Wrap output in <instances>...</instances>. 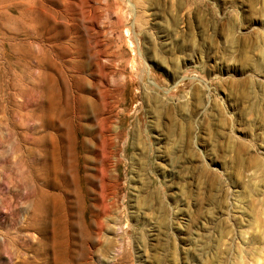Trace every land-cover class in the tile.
Here are the masks:
<instances>
[{
	"label": "rangeland",
	"instance_id": "374dc122",
	"mask_svg": "<svg viewBox=\"0 0 264 264\" xmlns=\"http://www.w3.org/2000/svg\"><path fill=\"white\" fill-rule=\"evenodd\" d=\"M24 1L0 0V264L50 256L29 226L43 132L72 145L69 264H264V0H33L45 35Z\"/></svg>",
	"mask_w": 264,
	"mask_h": 264
},
{
	"label": "bare ground",
	"instance_id": "6f19581e",
	"mask_svg": "<svg viewBox=\"0 0 264 264\" xmlns=\"http://www.w3.org/2000/svg\"><path fill=\"white\" fill-rule=\"evenodd\" d=\"M25 3L22 5V30L26 31V33H29L30 35H34L35 33L38 35H45L44 33H48L50 32V28L47 27V17L44 15V17L40 16L37 12L38 9L35 8L37 10H34V5H33V0H25ZM84 2H87V0H80V4L83 5ZM97 2V7L96 9L99 11H103V8L107 7L108 5V0H96ZM88 4V3H87ZM86 4V5H87ZM130 7L131 3L129 2ZM142 4V3H141ZM85 6V4H84ZM83 6V7H84ZM103 7V8H102ZM81 8V7H80ZM79 8V9H80ZM87 8V7H86ZM78 9V7H77ZM84 9V8H83ZM81 13H79L81 16V19L79 20H86L88 19V28H92V25L94 26L95 23H92V19L91 15L89 14V11H82ZM86 10V9H85ZM144 10H148V8H144ZM144 10L142 9V13H144ZM42 11V10H41ZM48 12V11H47ZM134 12V11H133ZM46 13L45 11L43 12V14ZM49 13V12H48ZM50 14V13H49ZM100 14V13H99ZM141 14V13H140ZM139 14V15H140ZM90 15V16H89ZM104 16V14H102ZM135 15V19L137 20V23L142 24L143 20H145V15L146 14H141L140 16H136ZM49 16V15H48ZM103 19V17H102ZM81 21V22H82ZM93 21H95L93 19ZM104 20H102L103 22ZM135 21V20H134ZM50 22V21H49ZM86 22V24H87ZM84 23V21L82 22ZM105 23V21L103 22ZM51 24V23H50ZM81 24V23H80ZM107 24V23H105ZM97 25V24H96ZM49 26V25H48ZM76 27V26H75ZM53 28V27H52ZM60 28V27H59ZM102 28V27H101ZM54 29V28H53ZM105 29V27H104ZM103 30L104 32H107ZM98 30V29H97ZM79 31V30H78ZM93 31V30H92ZM39 32V33H38ZM62 32H65V28L64 30H62ZM91 32V31H90ZM66 33V32H65ZM78 33V32H77ZM61 34V33H60ZM74 34V33H73ZM72 34V35H73ZM99 31H94V44H98L97 38L99 35ZM106 35V34H105ZM104 35V36H105ZM108 35V39H110L109 34ZM74 36V35H73ZM78 36V35H77ZM90 36V37H92ZM60 37V36H59ZM64 37V36H63ZM62 37V38H63ZM45 39V38H44ZM43 39V40H44ZM68 39V38H67ZM76 39V38H75ZM104 39V38H103ZM106 39V38H105ZM36 41V40H35ZM62 41V40H61ZM67 42V41H66ZM91 42V41H89ZM109 42V41H108ZM29 43V42H28ZM35 43V42H34ZM40 42L37 41V44H39ZM54 43V42H53ZM106 44V43H105ZM25 46V44H24ZM39 46H43L42 43L39 44ZM23 47V46H22ZM39 47L40 50H42V48ZM62 47V46H60ZM98 48V47H97ZM24 52L26 53L27 51H31V49L25 46L24 48ZM63 49V48H62ZM75 49V48H74ZM73 49V50H74ZM79 49V48H78ZM95 50V49H94ZM98 50V49H97ZM63 51V50H62ZM99 51V50H98ZM97 51V53H98ZM96 52V50H95ZM32 53V52H31ZM37 53V52H36ZM100 54V53H99ZM36 55V54H35ZM47 55V54H46ZM98 55V54H97ZM97 57V56H96ZM77 59V58H75ZM96 59V58H95ZM98 59V58H97ZM39 61V65L40 67H44V63L46 61V58L41 55L38 58ZM75 62V61H74ZM81 62H79V64H75L77 66V69L81 66L80 64ZM49 64V63H48ZM36 65V66H37ZM80 65V66H79ZM47 66V65H46ZM73 68V66H72ZM76 69V68H75ZM84 70V69H82ZM102 72V71H101ZM31 74V72H28ZM29 74V75H30ZM46 76L44 75V73L38 77V82L37 85L42 89V98L44 97V99L49 103H50V99H49V87H50V80L47 76V78H45ZM95 78V77H94ZM36 79V78H35ZM81 79V78H80ZM76 82V81H75ZM80 82V81H79ZM83 82V80H82ZM99 82V81H98ZM97 82V83H98ZM24 83V82H23ZM26 83V82H25ZM29 84V83H28ZM83 84V83H82ZM32 84H30L31 86ZM79 85V83H78ZM26 86L28 87V85L26 84ZM34 86L32 85V88ZM80 90V88H79ZM83 90V88H82ZM40 91V90H39ZM49 91V92H48ZM106 92V91H105ZM38 93V92H37ZM82 96V95H81ZM94 96V95H93ZM76 97V96H75ZM87 98V97H86ZM74 99V97L72 98ZM78 99V98H77ZM75 100V99H74ZM83 100V99H82ZM100 100V99H99ZM44 101V100H43ZM77 101V100H76ZM81 101V100H80ZM74 102V101H73ZM75 103V102H74ZM36 104V103H35ZM82 107L84 110L86 108H90V106L93 104L90 101H81ZM47 107L48 104H46ZM45 105V107H46ZM73 105V103H72ZM44 103L40 104V109L42 111L41 116L45 115L46 110L43 108ZM78 106V104H77ZM102 106V105H101ZM74 107V106H73ZM76 109V108H75ZM79 109V108H77ZM104 109V108H103ZM74 110V109H73ZM49 111V110H48ZM87 111V110H86ZM72 112V111H71ZM74 112V111H73ZM50 113V112H49ZM81 113V111L79 112ZM86 113V112H85ZM89 114V113H88ZM38 115V114H37ZM84 115V114H83ZM98 115V114H97ZM73 116V115H72ZM86 116V115H85ZM90 116V115H89ZM52 117V116H51ZM75 117V116H73ZM78 117V116H77ZM39 118V117H38ZM43 118V117H42ZM47 118V117H46ZM86 118V117H85ZM90 118V117H89ZM100 118V117H99ZM41 119V118H40ZM39 119V120H40ZM76 119V118H75ZM46 120V119H44ZM73 120V118H72ZM104 120V119H103ZM101 120V121H103ZM111 121V120H110ZM43 122V121H42ZM46 122V121H45ZM53 122V121H52ZM72 122V121H71ZM97 122V121H96ZM100 121H98L99 123ZM45 124V123H43ZM47 124V123H46ZM73 124V123H72ZM84 124V123H83ZM100 124H102V122H100ZM49 125V124H48ZM47 125V126H48ZM83 126V125H81ZM98 127V126H97ZM103 127V126H102ZM86 128V127H85ZM88 128V127H87ZM100 131L102 130L101 127ZM90 130V129H89ZM46 132V131H45ZM48 132V131H47ZM92 132V131H91ZM61 134V133H60ZM94 134V132L92 133ZM55 135V134H54ZM39 136V135H38ZM59 136V134H58ZM35 139H37V145L39 147L42 148V150L40 149V151H42V153L40 154V157L38 158V167H37V174H36V179L40 180V186H38V189L35 187V185L31 184V188L32 190H30V196H32V200H33V222L29 225L31 228H35L37 229L42 237L44 238L42 243H44L43 245H46L48 248L46 250H44V252L48 253L50 252V256L47 257L46 256V262L47 264H69L68 260H70L72 258V255L70 254V250L68 248V240L69 239V235L72 237L73 233L71 232V234H69V230L72 226V222L69 219L68 215L66 214L68 211V206H67V198H68V194H69V190H68V185L65 184L64 182L67 183V181L63 182V178H58V180H56V175L59 171V166L60 164L62 165L63 162H65V158L66 155L68 156L69 160H66L68 162H70V156L72 154L71 152V142H67L65 144L64 147L60 148V146H57L55 143H51L50 139H53V136L43 132V135L39 136V137H35ZM72 140V139H71ZM74 140V139H73ZM84 140V139H83ZM25 141V140H24ZM56 142V141H54ZM35 143V144H36ZM64 145V144H63ZM62 145V146H63ZM35 146V145H34ZM91 146V145H90ZM84 147V146H83ZM76 152V151H75ZM30 153V152H29ZM39 153V152H38ZM72 158V157H71ZM72 162V161H71ZM64 165V164H63ZM68 166V164H67ZM70 166V164H69ZM61 168V167H60ZM64 168V167H63ZM74 172V171H73ZM72 173V172H71ZM58 176V175H57ZM65 178H67L65 176ZM75 179V178H74ZM72 179V180H74ZM34 180V181H35ZM65 180V179H64ZM76 181V180H74ZM73 181V182H74ZM89 181V180H88ZM77 182V181H76ZM35 183V182H34ZM75 183V182H74ZM71 185V184H70ZM30 187V186H28ZM74 187V185H73ZM86 189V188H85ZM29 191V190H28ZM71 195V194H70ZM81 195V194H80ZM74 196V195H73ZM29 199V200H31ZM71 202V201H70ZM68 202V203H70ZM74 202V201H73ZM79 206V205H78ZM82 207V206H81ZM76 208V205H75ZM74 222V221H73ZM74 227V226H73ZM92 227V226H91ZM80 231L82 230V234H86L85 228H82V225L80 227ZM72 229V228H71ZM84 232V233H83ZM75 236V234L73 235ZM85 237V236H83ZM85 240V239H84ZM86 241V240H85ZM70 242V241H69ZM86 244V243H85ZM71 245H69L70 247ZM87 246V245H86ZM85 248V247H84ZM82 249V248H81ZM83 252V250H82ZM36 253V252H35ZM73 261V259H71ZM68 262V263H67ZM30 264V263H29Z\"/></svg>",
	"mask_w": 264,
	"mask_h": 264
}]
</instances>
